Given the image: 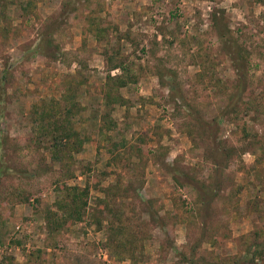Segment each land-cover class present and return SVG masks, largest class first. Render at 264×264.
<instances>
[{
	"label": "rangeland",
	"instance_id": "rangeland-1",
	"mask_svg": "<svg viewBox=\"0 0 264 264\" xmlns=\"http://www.w3.org/2000/svg\"><path fill=\"white\" fill-rule=\"evenodd\" d=\"M67 1L22 17L26 0H0V264H221L263 242L264 0H82L75 12L107 28L98 38ZM48 27L56 51L29 56ZM64 93L82 140L65 182L90 185L66 224L47 149Z\"/></svg>",
	"mask_w": 264,
	"mask_h": 264
},
{
	"label": "trees",
	"instance_id": "trees-1",
	"mask_svg": "<svg viewBox=\"0 0 264 264\" xmlns=\"http://www.w3.org/2000/svg\"><path fill=\"white\" fill-rule=\"evenodd\" d=\"M82 0H68L66 3V6L64 7V13H68L70 11H74V17L77 19L79 18V22H83L84 26L82 27V34L83 36H86L87 34H92L94 37H100L104 32L107 31V28L103 25H105L102 21V19L99 16H96L94 14L95 9H83L80 12H75L78 2ZM36 6L35 0H26L25 3L21 4L20 6V16H28L31 13H34ZM113 29L117 30V27L114 25ZM51 30L46 28L42 34L39 36L38 41L35 43V45L28 51L29 56L34 55H43V56H50L53 55L54 52L52 50L56 51V46L53 43L51 39ZM82 44H85V40L82 41ZM232 45V44H230ZM106 56V62L110 64V68H122V70H125V66L121 65L120 63L117 64V62H114V58L112 57L113 53H104ZM116 54V53H115ZM234 54V55H233ZM238 53H231L232 61L234 68L236 70L237 74V82H236V95L238 96L241 94L244 84H245V73H244V62L240 56H237ZM117 64V65H116ZM2 82L6 81V75L4 74L2 76ZM115 78L118 79V83L120 85L126 84V81L123 77L120 75H116ZM64 84V83H62ZM3 85V84H2ZM3 88V87H2ZM172 87L170 86V89ZM66 90V89H64ZM63 90V91H64ZM67 91V90H66ZM68 92V91H67ZM73 93L72 91H69ZM76 94V93H75ZM63 100H69L66 101L63 107V118L56 119L54 123V127L50 130V137H49V147L47 148L49 150V158L53 163L59 164V169L61 172V175L64 177L60 184L57 185L56 191V200L55 205L58 210L63 212V215L58 217L56 213H52L56 218H60L64 220V224L67 222H73L74 220H79L82 218L83 210L86 207L88 194L90 185L89 183H86L84 187H80L79 185H69L65 180L71 178L74 175L75 167L73 166L72 156L71 153L68 152V149L71 148L74 143L71 141L74 137L76 139L75 144L78 146L81 145L82 140H79L78 138V132L75 131L72 127V121L70 119V116L73 114L75 108L78 106V103L74 101V98L71 96V100L69 99L70 95H63ZM36 109V105L34 107ZM45 113L47 111L43 110ZM44 118V117H43ZM104 118V117H103ZM57 123V124H56ZM59 125V127H57ZM42 128H47V126L42 125ZM73 154V152H72ZM69 160V161H68ZM217 168V167H216ZM2 168L0 167V170ZM93 186L96 189H102L100 186L101 179L100 178H93ZM114 183H109L105 189H102L106 193L109 192L111 195L112 193L120 188V186L117 185V181ZM126 191L128 190V187H121ZM196 188V187H195ZM122 189H119L120 191ZM197 192V198L198 201H202L203 203H207L206 196L207 193L205 189H195ZM105 193V194H106ZM147 202V200H146ZM153 216V220H156L160 222V219L158 217V214L156 212L151 213ZM49 225L54 228L55 224L51 220L49 222ZM116 248L119 249V245H115ZM128 250V249H127ZM39 252H43L42 250H39ZM257 260H264V241L263 242H253L251 243L245 250L244 254L240 257L231 258L226 263L221 264H258ZM203 264H218L214 261H209L206 259L202 260Z\"/></svg>",
	"mask_w": 264,
	"mask_h": 264
}]
</instances>
